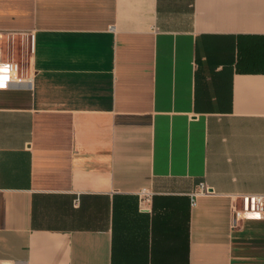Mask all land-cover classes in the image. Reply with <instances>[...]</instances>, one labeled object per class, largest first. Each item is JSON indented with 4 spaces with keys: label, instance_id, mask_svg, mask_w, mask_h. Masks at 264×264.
<instances>
[{
    "label": "crops",
    "instance_id": "crops-1",
    "mask_svg": "<svg viewBox=\"0 0 264 264\" xmlns=\"http://www.w3.org/2000/svg\"><path fill=\"white\" fill-rule=\"evenodd\" d=\"M0 30L34 36L0 89V264H264L234 214L264 194V0H0Z\"/></svg>",
    "mask_w": 264,
    "mask_h": 264
},
{
    "label": "built area",
    "instance_id": "built-area-1",
    "mask_svg": "<svg viewBox=\"0 0 264 264\" xmlns=\"http://www.w3.org/2000/svg\"><path fill=\"white\" fill-rule=\"evenodd\" d=\"M15 36H22V38L27 40L28 51L29 47L32 50L34 47V36L32 34L0 30V89L10 88L30 81L24 68V59L27 54L22 62L16 58ZM200 189V191L194 192L195 196L208 192V188L204 184H201ZM144 195H147V193L144 192ZM237 199L240 200L241 205L238 208H234L235 218L242 217L248 220L264 218V194H241L237 196Z\"/></svg>",
    "mask_w": 264,
    "mask_h": 264
},
{
    "label": "trees",
    "instance_id": "trees-1",
    "mask_svg": "<svg viewBox=\"0 0 264 264\" xmlns=\"http://www.w3.org/2000/svg\"><path fill=\"white\" fill-rule=\"evenodd\" d=\"M261 37H257V36H240L239 37V39L241 40V41H245V40H249V42L251 41V40H255V41H257V40H259ZM241 44V43H240ZM242 46H244L243 47V49H242V53H244V56H245V59H246V61L247 62H249V56H248V45H246V44H242ZM246 53V54H245ZM252 56L254 57L253 59H255V60H257V61H259L260 59H261V56H262V53L261 52H259V47H258V44L256 43L254 46H253V51H252ZM247 66H245L244 65V67H243V69L245 70V71H247ZM256 71H258V69L256 70ZM263 73H264V70H263Z\"/></svg>",
    "mask_w": 264,
    "mask_h": 264
},
{
    "label": "rangeland",
    "instance_id": "rangeland-1",
    "mask_svg": "<svg viewBox=\"0 0 264 264\" xmlns=\"http://www.w3.org/2000/svg\"><path fill=\"white\" fill-rule=\"evenodd\" d=\"M15 42V53L16 58L20 62L23 61L24 56L27 54V40L22 38V36H15L14 37Z\"/></svg>",
    "mask_w": 264,
    "mask_h": 264
}]
</instances>
